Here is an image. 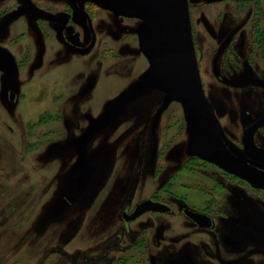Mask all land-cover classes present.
I'll use <instances>...</instances> for the list:
<instances>
[{
	"label": "rangeland",
	"instance_id": "obj_1",
	"mask_svg": "<svg viewBox=\"0 0 264 264\" xmlns=\"http://www.w3.org/2000/svg\"><path fill=\"white\" fill-rule=\"evenodd\" d=\"M184 2L215 126L264 170V0ZM47 11L89 50L63 44ZM147 39L94 0H0V264H264V191L197 153L181 99L136 90ZM150 198L170 211L124 220Z\"/></svg>",
	"mask_w": 264,
	"mask_h": 264
},
{
	"label": "water",
	"instance_id": "obj_2",
	"mask_svg": "<svg viewBox=\"0 0 264 264\" xmlns=\"http://www.w3.org/2000/svg\"><path fill=\"white\" fill-rule=\"evenodd\" d=\"M94 1L108 5L126 16L137 17L148 26L147 51L152 59V68L136 90L151 84L158 88L163 86L162 89L181 99L189 119L191 141L197 153L224 170L264 189V170L235 155L224 143L215 126L199 82L191 46L185 36L184 0ZM131 96L129 94L124 98ZM10 98L13 99L14 94ZM167 209L161 203L144 199L130 213L123 212L122 216L128 221L146 211ZM185 212L199 226L211 225L206 214L189 209H185Z\"/></svg>",
	"mask_w": 264,
	"mask_h": 264
},
{
	"label": "flooded vegetation",
	"instance_id": "obj_3",
	"mask_svg": "<svg viewBox=\"0 0 264 264\" xmlns=\"http://www.w3.org/2000/svg\"><path fill=\"white\" fill-rule=\"evenodd\" d=\"M74 5V4H73ZM75 6V5H74ZM84 14H85V16H86V20H87V27H85V32H86V36H88L91 40L94 38V33H93V29H92V25H91V17H90V14L88 13V11L87 10H84V11H82ZM45 14H49L50 16H47V18H49V19H51L52 21H53V26H54V30H55V32H56V34L58 35V37H59V39H60V41L63 43V44H65L67 47L69 46L70 48H73L76 52H86V51H88L89 50V48L93 45L92 44V42H89V44H87L86 46H76V45H74V44H72L71 43V41L70 40H68L67 39V37H66V34H65V29H66V26H67V19H66V17L65 16H59V15H56L54 12H51V11H47ZM119 14H121V13H119ZM121 15H123V16H126V15H124V14H121ZM126 17H130V16H126ZM134 18H137V17H134ZM87 48V49H86ZM85 49V50H84ZM11 94H14L13 92H9V96H8V98H9V100H11V101H13L14 100V98H15V94H14V98L13 99H11L10 98V95ZM216 164V163H215ZM217 165V164H216ZM217 166H219V165H217ZM220 167V166H219ZM223 169V168H222ZM226 171V170H225ZM228 172V171H227ZM228 173H230V172H228ZM230 174H232V173H230ZM232 175H234V176H237V175H235V174H232ZM239 177V176H238ZM241 178V177H240ZM242 179V178H241ZM242 180H244V179H242ZM245 181H247V180H245ZM261 188V187H260ZM262 189V191H264V189L263 188H261ZM151 199V198H150ZM144 200V199H143ZM152 201H155V202H158V203H161V204H163V205H165V206H167L168 207V209L166 210V211H154V210H150V211H146V212H169L170 211V205L168 204V203H165L164 201H161V200H155V199H151ZM142 201V200H141ZM140 202V201H139ZM138 202V203H139ZM135 207V206H134ZM134 209V208H133ZM132 209V210H133ZM185 209H187V208H183V212L186 214V212H185ZM190 210V209H189ZM193 211H196V212H200V213H203L202 211H199V210H193ZM146 212H144V213H146ZM130 213V212H129ZM144 213H142L141 215H143ZM204 214H206V213H204ZM141 215H139L138 217H136L135 219H137V218H139ZM209 218H210V220H211V225L209 226V227H201V226H199L195 221H193L190 217H188L187 216V214H186V216H187V218H189L192 222H194L199 228H202V229H207V228H210L211 226H212V219H211V217L208 215V214H206ZM123 217V216H122ZM135 219H132V220H135ZM125 220V219H124ZM125 221H127V220H125ZM128 221H131V220H128ZM224 245L228 248V249H231V247L232 246H230V244L229 243H227V242H225L224 243Z\"/></svg>",
	"mask_w": 264,
	"mask_h": 264
},
{
	"label": "bare ground",
	"instance_id": "obj_4",
	"mask_svg": "<svg viewBox=\"0 0 264 264\" xmlns=\"http://www.w3.org/2000/svg\"><path fill=\"white\" fill-rule=\"evenodd\" d=\"M147 26V25H146ZM148 27V26H147Z\"/></svg>",
	"mask_w": 264,
	"mask_h": 264
}]
</instances>
